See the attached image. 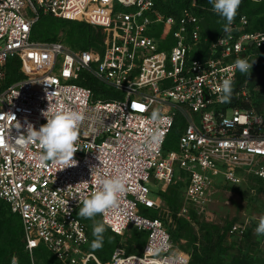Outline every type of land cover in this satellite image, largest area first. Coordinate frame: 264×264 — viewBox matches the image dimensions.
<instances>
[{"label": "built area", "instance_id": "1", "mask_svg": "<svg viewBox=\"0 0 264 264\" xmlns=\"http://www.w3.org/2000/svg\"><path fill=\"white\" fill-rule=\"evenodd\" d=\"M196 6L192 1L165 14L153 0H0V198L20 216L32 264L40 243L63 264H190L162 217L142 207L168 211L160 191L183 178L177 214L189 219L190 208L197 213L213 200L219 181L237 185L250 176L264 178V112L221 103L217 91L223 79L235 80L238 70L233 75L229 68L237 58L252 63V47L264 44V30H246L241 15L230 33L223 27L207 37ZM40 13L100 26V47L79 50L59 39L31 38ZM159 24L171 29L169 37L155 34ZM13 57L23 75L4 82ZM82 71L107 86L108 95L94 96L80 83L86 79ZM244 86L234 92L237 97L247 98ZM49 103L84 115L74 167L62 170L50 161L42 166L38 142L24 146L27 125L38 130L45 124ZM155 109L161 121H151ZM178 116L184 125L176 147L164 151ZM149 130L160 133L151 147ZM119 175L127 190L117 208L99 217L119 236L136 228L146 238L136 253H126L119 239L109 260L101 261L86 248L87 226L76 210L79 200L98 190V177ZM237 229L233 223L229 232Z\"/></svg>", "mask_w": 264, "mask_h": 264}, {"label": "trees", "instance_id": "2", "mask_svg": "<svg viewBox=\"0 0 264 264\" xmlns=\"http://www.w3.org/2000/svg\"><path fill=\"white\" fill-rule=\"evenodd\" d=\"M194 1L197 6L194 8L199 16L205 17L211 30V36L205 32L202 34L212 37L217 34L227 23L213 10V5L209 0H153L154 6L165 14L178 13L183 7L190 6ZM204 6V7H203ZM247 17L246 30H264V0H242L238 13L234 20L239 16ZM61 25L63 32V42L74 49L99 48L103 38V32L98 25H92L85 20L69 19L54 16L50 13H40L38 19L33 23L30 31V37L39 40H56V30ZM170 28L165 31L164 26L159 24L155 28L157 36L169 37ZM254 62L251 74L246 76L239 71L233 84V94L231 104L239 107H254L257 104L256 97L253 99L237 97L234 92L253 75L264 71V44L252 47ZM18 57H13L7 62V70L4 82H10L23 75L20 69ZM86 76L85 80L80 83L92 88L94 96H106L109 88L98 81L94 76L82 71ZM259 95L260 93H257ZM257 109V108H256ZM259 110V109H258ZM261 111V110H260ZM184 120L178 116L166 135L163 143V150L166 151L176 147V141ZM177 172L185 175L184 171ZM248 180H255L259 185L264 183V178L250 176ZM247 180V181H248ZM186 180L176 184H169L165 190L160 191V195L171 212L174 221L173 227H168V231L173 243L178 244L180 238H185L186 246L184 250L189 253L190 264H264V256H252L248 251L239 250L238 253L231 254L226 244V235L231 222L227 221L223 228L208 222H199V235L196 233L192 221H196V212L190 209V219L178 216L177 211L182 203V187L185 186ZM90 198V197H89ZM82 206V204L80 205ZM79 207L76 210L78 216ZM142 212L155 216V211L142 207ZM86 223L88 241L86 248L91 249V243L94 240L93 228L91 223L99 214L92 219L82 218ZM104 233V244L102 249L93 251L101 261H108L114 246L119 242V234L111 231L107 226ZM126 233L125 251L126 253L140 252L146 232L131 228ZM182 249V248H180ZM32 255L36 257L37 264H63L55 255L49 251L43 243L38 244L32 250ZM16 256L15 264H32L31 256L25 248V239L23 235L22 223L20 216L11 211L9 204L0 198V264H14L12 257ZM86 264H97L94 260Z\"/></svg>", "mask_w": 264, "mask_h": 264}, {"label": "clouds", "instance_id": "3", "mask_svg": "<svg viewBox=\"0 0 264 264\" xmlns=\"http://www.w3.org/2000/svg\"><path fill=\"white\" fill-rule=\"evenodd\" d=\"M209 2L213 5L214 12L227 22L224 25L223 31L226 34L230 33V26L238 13L242 0H209ZM222 40L223 38L219 42H222ZM254 62L249 63L246 57L237 58L233 66L229 68V72L234 75L235 71L238 70L240 73L249 76ZM233 84L234 80L232 76L223 79L217 90L222 93L219 97L221 103L231 102L234 90ZM50 112L51 116L49 117L47 114ZM43 115L47 122L41 125L38 130L31 123L27 125V138L24 141V146L26 147L32 142H38L41 152L37 156V159L42 166L49 161L53 166L60 165L62 170L76 166L78 162L74 159V155L78 149L75 145L79 139L80 125L84 120L83 113L67 106H58L53 109L49 103ZM150 119L152 122L161 121L163 117L160 110H153ZM149 135L151 136L149 147H151L158 143L160 133L149 130ZM83 183L87 182L78 184ZM95 183L98 185V190L90 198L84 199L82 202L79 200V204H82V206H79L78 216L82 218L92 219L98 214L104 215L110 210L117 208L120 197L127 190L126 179L122 175L111 178L98 177ZM106 224L107 221L105 220L94 225V240L91 243L93 251L102 249L103 247ZM255 232L257 235H264V217L260 218Z\"/></svg>", "mask_w": 264, "mask_h": 264}, {"label": "rangeland", "instance_id": "4", "mask_svg": "<svg viewBox=\"0 0 264 264\" xmlns=\"http://www.w3.org/2000/svg\"><path fill=\"white\" fill-rule=\"evenodd\" d=\"M56 36V39L63 41L62 38L64 35L61 25L56 30ZM244 88L249 99L256 97L257 104L254 106L264 112V71L258 72L249 78L245 82ZM256 92L260 94L257 95ZM220 179L221 177L217 176V180ZM183 180V178H178L174 184L182 182ZM196 214L197 220L192 221V223L198 235L200 233L198 226L201 221L215 224L219 228H223L227 221L231 222V225L236 223L238 224V229L235 232H229V227L228 234L226 235L225 241L228 249L230 248L229 252L235 254L239 250H242L248 251L254 257L257 255L264 256V235H257L255 232L260 218L264 217V183L259 185L255 180H246L234 185L226 181H219L213 194V200L205 209ZM156 215L162 217L167 227L174 226L169 208L166 212L158 213L155 211ZM101 222L100 218H96L91 223L95 225ZM128 231L125 233H129ZM125 233L120 236L124 247L126 242ZM185 240V238H180L178 244L175 243V245L184 250V246H186ZM32 258L36 263V257L32 255Z\"/></svg>", "mask_w": 264, "mask_h": 264}, {"label": "water", "instance_id": "5", "mask_svg": "<svg viewBox=\"0 0 264 264\" xmlns=\"http://www.w3.org/2000/svg\"><path fill=\"white\" fill-rule=\"evenodd\" d=\"M200 23H201V26L204 30V32L207 34V35H210L211 34V30L209 28V25H208V22L207 20L205 19V17L201 16L200 19H199Z\"/></svg>", "mask_w": 264, "mask_h": 264}, {"label": "snow or ice", "instance_id": "6", "mask_svg": "<svg viewBox=\"0 0 264 264\" xmlns=\"http://www.w3.org/2000/svg\"><path fill=\"white\" fill-rule=\"evenodd\" d=\"M137 107H142V106H137Z\"/></svg>", "mask_w": 264, "mask_h": 264}]
</instances>
